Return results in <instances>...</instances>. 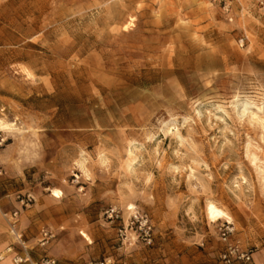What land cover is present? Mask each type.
Wrapping results in <instances>:
<instances>
[{"label": "rangeland", "instance_id": "rangeland-1", "mask_svg": "<svg viewBox=\"0 0 264 264\" xmlns=\"http://www.w3.org/2000/svg\"><path fill=\"white\" fill-rule=\"evenodd\" d=\"M0 117L26 258L221 264L229 221L264 261L258 0H0Z\"/></svg>", "mask_w": 264, "mask_h": 264}, {"label": "crops", "instance_id": "crops-1", "mask_svg": "<svg viewBox=\"0 0 264 264\" xmlns=\"http://www.w3.org/2000/svg\"><path fill=\"white\" fill-rule=\"evenodd\" d=\"M6 159L7 152L5 149L0 148V264H32L40 260L43 256L42 252L40 250L30 251L29 254L27 253L29 258H26V254L21 251V248L15 243L13 234H11L12 222L16 218L13 213L18 212L19 215L21 205L15 197V192L18 190L17 188L13 189L14 187L7 174L8 170L5 171ZM45 255L56 257L58 264H77L69 251L64 253L59 249H53ZM19 256H23L26 260L16 262V258ZM254 257L258 263L263 264L264 261L256 256V253H254Z\"/></svg>", "mask_w": 264, "mask_h": 264}, {"label": "built area", "instance_id": "built-area-1", "mask_svg": "<svg viewBox=\"0 0 264 264\" xmlns=\"http://www.w3.org/2000/svg\"><path fill=\"white\" fill-rule=\"evenodd\" d=\"M216 1V0H215ZM258 3L264 5V0H258ZM3 138L0 137V145H2ZM31 199L28 198V202ZM25 205V199L21 201ZM116 208L111 209V213H116ZM18 212H14L13 216L16 217ZM127 230L134 231L137 234V238H142L147 244L153 242V226L148 215L141 213L139 210H132L129 222L125 230H122L123 234L127 233ZM234 226L229 221H224L219 227V233L221 239L226 243V248L220 255L221 264H261L255 260L254 251L242 247L238 242L231 241V237L234 234ZM126 236V235H125ZM53 234L49 231L42 233L41 244L46 245L52 239ZM18 258V257H17ZM32 264H58V260L51 256H43L39 261H35ZM96 264H127L123 261H115L111 258L104 259ZM176 264V263H174ZM264 264V262H263Z\"/></svg>", "mask_w": 264, "mask_h": 264}, {"label": "bare ground", "instance_id": "bare-ground-1", "mask_svg": "<svg viewBox=\"0 0 264 264\" xmlns=\"http://www.w3.org/2000/svg\"><path fill=\"white\" fill-rule=\"evenodd\" d=\"M0 129L1 130L14 131L15 123L8 122L5 119V117H0ZM53 195L56 197H61L62 192L60 190L54 189ZM207 213H208L209 218L214 222L217 220H220V219H229V220L232 219L230 215H228L223 209L219 208L214 203L208 204ZM11 234L16 236L18 243L23 244V241L21 239V235L16 231V229L12 228ZM24 260H26V259L23 257H20V256L18 258H16V262H23Z\"/></svg>", "mask_w": 264, "mask_h": 264}]
</instances>
